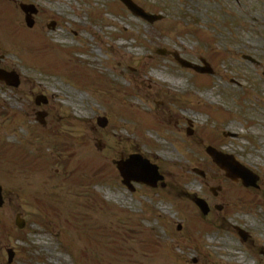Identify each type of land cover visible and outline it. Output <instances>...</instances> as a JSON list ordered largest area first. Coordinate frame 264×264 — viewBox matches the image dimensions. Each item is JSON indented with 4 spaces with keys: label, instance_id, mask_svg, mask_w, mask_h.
<instances>
[{
    "label": "rangeland",
    "instance_id": "374dc122",
    "mask_svg": "<svg viewBox=\"0 0 264 264\" xmlns=\"http://www.w3.org/2000/svg\"><path fill=\"white\" fill-rule=\"evenodd\" d=\"M0 1L4 4L0 6V40H6L1 42L6 48L0 49V55L20 73V89L0 86L1 133L6 129L12 142L20 145L13 137L31 139L28 130L37 128L33 118L44 111L47 120L41 129L54 127L59 140L77 131L79 135L89 132L86 124L91 127L99 116H106V128L93 126L106 145L124 149L125 143L114 135L130 136L149 153L177 161L171 167L155 163L166 177L164 191L141 185L131 194L115 173L100 177L89 169L72 184L58 178V187L49 192L45 184L40 187L42 194L61 210L57 215L63 224L47 225L54 234L42 239L36 233L44 231L46 223L33 218L37 210L31 188L23 187L29 185V176L22 166L17 170L1 159L0 184L8 201L0 209V264H7L10 249L15 251L13 264H228L240 262L241 253L249 258L246 264H258L256 251L251 253L239 242L234 227L250 231L255 249L264 247V0H133L164 17L153 25L134 18L119 0H27L39 11L33 29L27 28L17 10L11 12L7 3L15 1ZM11 20L26 28L22 33L33 39L49 40V52L37 59L35 49L29 52L31 42H20L24 34L9 41L1 24L10 34ZM52 22L56 25L49 30ZM162 48L178 52L193 64L206 58L213 75L198 76L181 69L174 60L155 54ZM37 63L50 69L38 74ZM32 76L42 79L44 91L31 90L26 77ZM38 95L48 99L46 106L32 103L30 97ZM15 106L19 113L13 112ZM6 113L14 120H5ZM188 123L194 130L191 137L186 134ZM11 125L15 132L10 131ZM230 134L235 137H223ZM211 138L219 142V151L232 154L260 176L258 191L227 181L205 151L188 170L189 158L182 147L207 145ZM95 149L102 152L97 144ZM83 154L84 149L81 166ZM194 170L202 171L204 177ZM61 176L66 177L63 172ZM43 181L47 178L38 180ZM74 185L81 187L76 190ZM217 186L221 190L213 196L211 188ZM83 197L84 209L78 207ZM193 197L205 199L210 208L206 217L194 206ZM60 198L74 203L68 207ZM255 203L259 205L250 206ZM248 205L251 208L244 207ZM17 212H22L26 224L21 231L13 224ZM81 217L84 221L76 224ZM57 229L72 241L79 233L100 236L89 242L91 260L87 250L81 251V243L77 249L56 239ZM152 241L162 244L158 251L151 247Z\"/></svg>",
    "mask_w": 264,
    "mask_h": 264
},
{
    "label": "bare ground",
    "instance_id": "6f19581e",
    "mask_svg": "<svg viewBox=\"0 0 264 264\" xmlns=\"http://www.w3.org/2000/svg\"><path fill=\"white\" fill-rule=\"evenodd\" d=\"M32 47V46H31ZM32 49V48H31ZM9 65V62H8ZM14 69L18 70L16 67H13ZM25 77V76H24ZM26 81L27 84L30 88H32L33 90L38 89L39 91H43L41 84H42V80L39 79L38 77H26ZM13 110H15L13 108ZM114 137H118L119 141L122 143H125V147L124 149H118V148H107L105 151H103V153H100L98 155V159L101 161H107V162H112L116 159H124L125 156H127L129 153L131 152H142L143 154H149L150 157L154 158L155 160L157 159H162L161 156H158V154L156 153H149L147 150H144V147L141 145L140 142H132L130 137H126V136H121L120 134L114 135ZM79 141H77V145L78 146H86L87 149L90 150V152H94L92 150V147L94 145L95 142H99V138H97L96 134L91 130L87 133H84L83 131H81L80 135L78 136ZM49 141V140H47ZM203 148V146L198 145L197 147L189 150V152L191 154H197L199 153V151ZM89 161H92V158H88ZM163 160V159H162ZM166 163H170V164H176L177 162L171 161L170 159H165L164 160Z\"/></svg>",
    "mask_w": 264,
    "mask_h": 264
},
{
    "label": "water",
    "instance_id": "95a60500",
    "mask_svg": "<svg viewBox=\"0 0 264 264\" xmlns=\"http://www.w3.org/2000/svg\"><path fill=\"white\" fill-rule=\"evenodd\" d=\"M22 8L24 9L25 12H30V13L34 12L32 8H26V7H22ZM135 12H138V11L135 10ZM139 12H140V11H139ZM143 16H144V15H143ZM144 18L148 19L149 21H150V20H154V18H151V17L149 18V17H147V16H144ZM232 165H233V164H232ZM243 179H244L245 183L248 184V185H250L249 183H252V184H253L254 181H255L254 178H253L252 180H251V178H246V177L243 178ZM0 203H1V202H0Z\"/></svg>",
    "mask_w": 264,
    "mask_h": 264
}]
</instances>
